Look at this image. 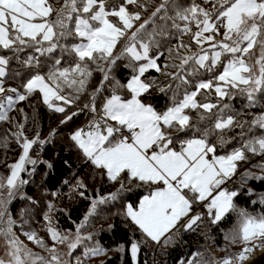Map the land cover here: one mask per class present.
<instances>
[{
	"label": "snow or ice",
	"instance_id": "snow-or-ice-1",
	"mask_svg": "<svg viewBox=\"0 0 264 264\" xmlns=\"http://www.w3.org/2000/svg\"><path fill=\"white\" fill-rule=\"evenodd\" d=\"M149 2L61 0L55 7L50 0H0V121H9V110L36 93L50 110L64 113L62 105L75 103L87 92L93 74L101 73L99 86L90 93L91 102L84 105L95 114L88 130L77 129L70 139L110 181L119 180L123 173L130 181L162 185L143 196L137 206L126 204L123 215L144 240L160 243L163 237V243L169 244L171 233L182 218L189 217L194 203L205 205L213 224L236 212L237 227L225 239L239 240L244 247L218 264H233V260L243 264L247 253L258 246L253 241L264 243V214L254 216L238 208L234 202L238 191L222 185L248 154L264 156V111L240 120L242 112L233 107L237 98H243L244 109L264 108L260 103L264 99V0H160L142 20ZM162 57L163 64L159 63ZM121 60L130 70L126 83L113 75ZM12 61L19 69L11 68ZM150 71L165 79L147 77ZM9 77L21 79L20 86L6 89ZM106 90L109 94L98 104L97 97ZM153 91L168 97L161 110L144 102L143 97ZM23 127L12 133L21 154L7 165L8 174L0 176V235L6 241V256L0 257V264H72L58 245L66 246L71 256L85 241H92V233L83 234L89 217L99 205L121 198L125 184L121 181L115 191L106 195L97 191L89 198L81 190L86 185L77 180L72 191L90 199L87 214L74 233L61 231L52 218L56 209L48 203L43 218L51 246L33 231L24 235L49 255L33 252L15 235L16 220L9 212L18 195L36 203L23 194L29 181L21 173L26 164L38 163L29 150L44 141L28 139ZM236 129L235 136H226ZM218 149H224V154H217ZM259 167L264 169V164ZM260 202L264 203V195ZM28 211L21 209V217ZM200 220L201 214L192 215L184 230H192ZM139 245L131 243L133 264ZM118 250L123 251V246ZM104 251L95 243L85 245L83 255ZM75 264L83 262L77 257ZM186 264L199 262L188 259Z\"/></svg>",
	"mask_w": 264,
	"mask_h": 264
},
{
	"label": "trees",
	"instance_id": "trees-1",
	"mask_svg": "<svg viewBox=\"0 0 264 264\" xmlns=\"http://www.w3.org/2000/svg\"><path fill=\"white\" fill-rule=\"evenodd\" d=\"M50 2L55 7H59L61 0H50ZM159 3L160 0H150L147 10L142 13V18H145L146 14L150 15ZM185 39L187 38L185 37ZM175 42V40L171 41L172 44ZM122 46L123 42L118 46L117 51ZM165 56H167L166 52ZM164 62L165 59L162 57L159 63L163 64ZM125 63L126 61L124 60L119 61L113 72V75L122 83H126L127 78L130 76V70L124 67ZM11 68L19 69L16 61H12ZM167 71H175V69L169 68ZM146 76L155 77L158 80L165 79L155 71L148 72ZM101 79V73H94L87 92L81 94L75 103L67 105L64 113L50 110L43 103L39 94L36 93L29 96L23 102H17L15 107L8 112L9 121H0V138L7 137L8 141L6 146L5 144H0V148H3L7 152L6 158L8 161L17 160L22 150L12 136V133L19 130V125L24 126L23 132L26 137L33 138L29 134H35L39 141H42L44 135L49 134V138L44 140L42 146L37 142L30 149L29 155L36 158L40 154L42 162L35 168L34 174L29 177V183L23 186V194L37 201L39 198L37 197V188H41L44 192L49 193L54 201L60 200V206L54 212L56 227L61 231H74L76 225L86 215L91 202L90 199L81 198L77 192L71 191L73 182L76 179L83 181L86 189L81 190L85 191L86 197L91 198L96 195L97 191L99 195H106L115 191L120 186V182L123 181L126 191L121 194V198L107 204L99 205L97 208L98 211L89 217V221L83 229L86 234L92 233L93 239L105 249L103 253L93 257L99 260L97 264H133L130 252V246L133 241L140 242L136 264H177L184 254L190 255L197 247L203 245L207 236H213L216 242L215 244L219 247H224V245L229 244L225 237L226 235H230L237 227L238 217L236 212L226 214L221 221L213 224L211 223V218L208 216L207 208L202 204L198 209L206 215L201 216V220L190 231L182 230L180 223L171 233L172 242L169 244L163 243L164 239L160 243L151 241L150 239L144 240L143 234L137 226L123 215L125 204L129 202L136 206L139 198L142 195L148 194L155 186L152 184H144L137 180L130 181L126 178V174L123 173L120 179L115 182L108 180L103 170L95 168L90 161L85 159L82 152L70 139V135L78 127L83 128L89 122L91 116H93L91 115L93 113L88 109H82L81 106L91 102L90 93L99 86ZM6 81L12 83L15 87H19L21 84V79L9 77ZM108 94L109 92L106 90L98 96V104ZM143 99L144 102L151 103L157 110L163 109L169 102L168 97L158 91H153L145 95ZM244 103L243 98H237L233 102V107L241 112H246L248 109L243 108ZM18 109H23V112H20ZM259 109L260 107L252 109L253 113L254 110ZM191 115L193 118H196L195 112H192ZM250 115L247 114L246 119H250L248 118ZM68 116L72 118L66 120ZM32 117L34 118V122H32ZM62 120H66V122L62 124ZM56 124L58 127L54 129L55 131L53 129L50 131V128H53ZM3 129H7V131ZM238 131L236 129L231 133H227L226 136H235ZM236 146L238 145H232V147ZM230 150L231 148H229ZM217 154H224V149H218ZM252 158V155L248 154L247 160L250 161ZM49 164L51 167L48 166ZM7 165L8 163L5 164V167ZM251 165H255V162H252ZM27 167L29 168V166ZM239 167H242V165ZM23 177L26 178L27 176L23 173ZM226 185L229 190L238 191V196L234 198V202L238 208H244L249 213L257 212L264 214V203H260L255 199L257 194H264V179H256L249 176L244 177L239 173L234 175ZM248 189L252 190L251 193L248 192ZM52 193H56V195H52ZM253 198L255 199L254 201ZM28 203V200L22 199L18 195L11 202L9 212L14 216H20L19 211L23 209L22 206ZM207 217L208 219L206 220L205 218ZM36 221L38 219L34 222ZM206 221H208L207 225L211 227L206 225ZM96 225H101V227L97 231H94L93 227ZM109 225L112 227L110 228ZM208 229L210 233H207ZM178 230L180 232H178L177 238H174ZM121 246H123V251L118 250ZM106 254L107 256H105Z\"/></svg>",
	"mask_w": 264,
	"mask_h": 264
},
{
	"label": "rangeland",
	"instance_id": "rangeland-1",
	"mask_svg": "<svg viewBox=\"0 0 264 264\" xmlns=\"http://www.w3.org/2000/svg\"><path fill=\"white\" fill-rule=\"evenodd\" d=\"M148 16H149V14H146L145 18H142V20L146 19ZM192 50L195 51L196 50L195 47ZM4 87L7 89L9 87H15V86L12 83H10V82L5 81ZM21 91H22V89H21ZM260 102H261L262 105H264V99H262ZM64 107H67V105H64ZM81 108L83 109L84 106H81ZM261 111H264V108L260 107L259 110H254V113H253L252 109H248L246 112L242 111V115L239 117V119L240 120L246 119V115L247 114H251L250 116H248V118H251V116L253 114H259ZM91 115H93V114H91ZM91 120H92V116H91L89 122ZM32 122H34V118L33 117H32ZM57 127H58V125L56 124L53 128H50V131L52 129L54 130ZM77 129H84V127L83 128L82 127H80V128L78 127ZM3 130L7 131V129H3ZM29 135H31V137H33V138L27 137L28 139H34L35 137L37 138V136L35 134L33 135V134L30 133ZM48 138H49V134L47 133L46 135H44V137H42V141H44L45 139L47 140ZM5 141H6V143L8 142L7 141V137H1L0 138V144L1 145L5 144ZM42 145L43 144L40 143V146H42ZM40 150H41V148H40ZM177 150H178V148H177ZM29 152H30V150H29ZM38 153H40V152L38 151ZM6 155H7V152H5V150L3 148H0V176H6L8 174V167H5L6 163H8V165H9V164H12V163H14L16 161V160L15 161H12V160L8 161L7 158H6ZM252 157L253 158L250 161L244 160V161L238 162V167L241 166V165H242V167H239V168L237 167V171H236V173L234 175H237L239 173H241L243 175L245 172H249V173L252 174L249 177H253V178H256V179H258L257 177H264V169L259 167V165L264 164V157L263 156H253V155H252ZM30 158L34 159V160H37L38 163L35 166H33L31 164H26L25 165V169L26 170L21 173V177L23 179L28 180V181H29V177H31L34 174L35 168L38 166L39 163L42 162L40 154H38L36 158L31 157V156H30ZM252 162H255V165H251ZM27 166H29V168ZM23 173L27 176L26 178L23 177ZM77 180H79V179H76L73 182L72 186L76 185ZM226 182H225L224 185H222V187L228 189V187L226 185ZM153 186L157 187V186H162V185H153ZM37 191H38L37 197H39V198H38L37 201L35 200L36 203L35 204H31V202L28 201L29 203L27 205L22 206L23 209H28L29 210L28 213L25 214V216H23V217H21V215L20 216H14L11 213L13 218L16 220V224L13 227V231H14L15 235L19 238V240L23 243V245H25L27 248L31 249L33 252L47 257L49 254H48L46 248H41L39 245L35 244L34 242L29 241L27 239V237L24 235V233L25 232H29V231H33V232H35L37 234V238H43L45 244L48 245V246H51L52 241L50 240V238H49V236H48V234L46 232L47 222L44 220L43 217H44V214L48 210L47 209L48 203L53 204L54 208L57 209V208H59L61 201L60 200H55L54 201L52 196L49 193L44 192L41 188H39V189L37 188ZM148 194H145V195H148ZM145 195H142L139 198V200L137 202V205L139 204L140 199L143 196H145ZM188 195H189V197H191L190 193ZM261 195H264V194H261V193L257 194V196L255 198L256 200H258V202H260V196ZM255 199L253 198V201ZM127 204H129V202ZM196 204H198V206H196ZM202 204H203L202 202L194 203L193 204L194 205V209L192 207V211L189 214V217L188 218H182V220L179 222V224L181 223L180 228L182 230L184 229V224H186L188 222V219L192 215H196L198 213L201 214V216L206 215L203 212H200L199 209H198L199 206L202 205ZM9 208H10V205H9ZM20 212L21 211H19V213ZM250 214H252L254 216L262 215V214H259L257 212H254V213L250 212ZM52 218H53L54 225L56 226V223H55L56 219L54 217V213H53ZM37 219H38V221L34 222ZM205 219L207 220L208 217L205 218ZM207 222L208 221H206V225H207ZM207 226L211 227L209 225H207ZM99 227H101V225H96V226L93 227V230L97 231ZM180 228H178V229H180ZM68 232L74 233L75 230L74 231H68ZM178 232H180V230H178L175 233L174 238H177ZM207 233H210L209 229H208ZM83 234H86V233L83 231ZM162 239H164V238L162 237L161 240ZM95 243H98V242H96L94 239H92V241L84 242V244L79 246L78 249H74L73 250V255H71V256L67 255L66 246L58 245V247L60 248L61 252L64 253V257L63 258L66 259V260H71L72 264H75V260H76L77 257H79L81 259L83 264H97L99 260H97L96 258H93L94 256H88V257L85 258L84 255H83L84 246L87 245V246L91 247ZM215 243L216 242H215L213 236H207L206 239L204 240L203 245H200L199 247H197L192 252V254H190V255H185L184 254L182 256V258H180V260L178 261L177 264H186L188 259H195V260H197L199 262V264H218V262L223 257L229 256V255L234 256L235 254H237L244 247L243 243H241L239 240H237L236 242H231L230 240H228L227 243H229V244L224 245V247H222V246L219 247ZM253 244H257L258 246L253 247L252 251L247 253V259L243 261V264H249L252 260H254L255 258H257L258 256H260L261 254L264 253V243H259V242L253 241ZM130 249H131V246H130ZM5 256H6V241H5V238L2 235H0V257H5ZM105 256H107V254ZM136 261H137V258H136ZM233 264H237V262L235 260H233Z\"/></svg>",
	"mask_w": 264,
	"mask_h": 264
},
{
	"label": "water",
	"instance_id": "water-1",
	"mask_svg": "<svg viewBox=\"0 0 264 264\" xmlns=\"http://www.w3.org/2000/svg\"><path fill=\"white\" fill-rule=\"evenodd\" d=\"M249 264H264V253L252 260Z\"/></svg>",
	"mask_w": 264,
	"mask_h": 264
},
{
	"label": "built area",
	"instance_id": "built-area-1",
	"mask_svg": "<svg viewBox=\"0 0 264 264\" xmlns=\"http://www.w3.org/2000/svg\"><path fill=\"white\" fill-rule=\"evenodd\" d=\"M94 116V114H93ZM93 116H92V119H93ZM88 126H89V123H87L85 126H84V130L87 131L88 130ZM179 148V145L177 146Z\"/></svg>",
	"mask_w": 264,
	"mask_h": 264
},
{
	"label": "crops",
	"instance_id": "crops-1",
	"mask_svg": "<svg viewBox=\"0 0 264 264\" xmlns=\"http://www.w3.org/2000/svg\"><path fill=\"white\" fill-rule=\"evenodd\" d=\"M178 145H179V144H177L175 147L178 148V147H177ZM228 181H229V180H228ZM228 181H227V182H228ZM227 182H226V183H227ZM193 209H194V205H193Z\"/></svg>",
	"mask_w": 264,
	"mask_h": 264
}]
</instances>
